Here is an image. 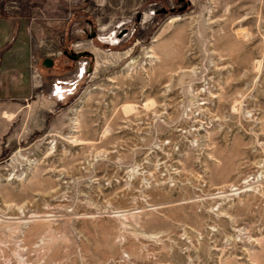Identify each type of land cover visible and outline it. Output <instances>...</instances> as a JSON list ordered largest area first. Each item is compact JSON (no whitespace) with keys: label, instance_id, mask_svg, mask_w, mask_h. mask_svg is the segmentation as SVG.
Wrapping results in <instances>:
<instances>
[{"label":"rangeland","instance_id":"1","mask_svg":"<svg viewBox=\"0 0 264 264\" xmlns=\"http://www.w3.org/2000/svg\"><path fill=\"white\" fill-rule=\"evenodd\" d=\"M186 2L0 0L64 90L0 155V264H264V0Z\"/></svg>","mask_w":264,"mask_h":264},{"label":"crops","instance_id":"2","mask_svg":"<svg viewBox=\"0 0 264 264\" xmlns=\"http://www.w3.org/2000/svg\"><path fill=\"white\" fill-rule=\"evenodd\" d=\"M17 28L19 35L4 50L8 42L4 30L9 35L10 29L0 21V155L50 126L64 93L51 71L42 69L41 78L35 77L24 27Z\"/></svg>","mask_w":264,"mask_h":264},{"label":"water","instance_id":"3","mask_svg":"<svg viewBox=\"0 0 264 264\" xmlns=\"http://www.w3.org/2000/svg\"><path fill=\"white\" fill-rule=\"evenodd\" d=\"M174 8L170 9V12H174ZM162 12L164 13H167L168 10L167 9H163ZM124 33V32H123ZM64 54L67 55L69 58H72V59H79L80 57H88L90 55H92L91 52L89 51H80V52H68V51H64ZM54 64V60L52 58H45L44 61H43V65L45 67H52Z\"/></svg>","mask_w":264,"mask_h":264},{"label":"built area","instance_id":"4","mask_svg":"<svg viewBox=\"0 0 264 264\" xmlns=\"http://www.w3.org/2000/svg\"><path fill=\"white\" fill-rule=\"evenodd\" d=\"M30 68L33 70L35 77L41 78L39 69L37 68V61L34 57L31 58ZM60 90H61L60 86L56 88V91H60Z\"/></svg>","mask_w":264,"mask_h":264},{"label":"flooded vegetation","instance_id":"5","mask_svg":"<svg viewBox=\"0 0 264 264\" xmlns=\"http://www.w3.org/2000/svg\"><path fill=\"white\" fill-rule=\"evenodd\" d=\"M178 2H179L180 4H182V6H179L178 8L182 7V8H184V9H186V8H188V6H189V3L186 2V0H178ZM174 8H176V7H174ZM163 9H165V7L160 8V9L158 10V13H160V14L164 13V12H162ZM176 10H177V8H176Z\"/></svg>","mask_w":264,"mask_h":264},{"label":"bare ground","instance_id":"6","mask_svg":"<svg viewBox=\"0 0 264 264\" xmlns=\"http://www.w3.org/2000/svg\"><path fill=\"white\" fill-rule=\"evenodd\" d=\"M172 21H174V20H172Z\"/></svg>","mask_w":264,"mask_h":264}]
</instances>
